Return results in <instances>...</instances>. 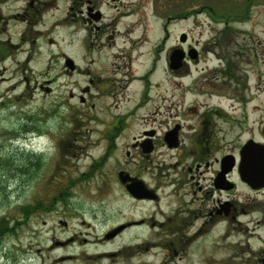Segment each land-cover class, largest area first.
Instances as JSON below:
<instances>
[{
	"label": "flooded vegetation",
	"instance_id": "1",
	"mask_svg": "<svg viewBox=\"0 0 264 264\" xmlns=\"http://www.w3.org/2000/svg\"><path fill=\"white\" fill-rule=\"evenodd\" d=\"M241 1L243 12L217 16L220 35L206 40V101L217 103L206 102L201 114L186 109L189 122H182L178 87H163V54L175 77L199 54L192 58L187 34L164 47L172 34L167 23L147 26L146 0H0V61L13 59L25 74L35 56H61V67L76 75L74 130L84 127L99 151L91 169L112 161L108 174L121 195L157 209L141 221L108 224L96 237L100 246L146 226L161 257L140 264H264V0ZM154 4L160 11L161 0ZM60 27L76 36L74 59L57 39ZM164 149L175 161L159 159ZM163 199H173L170 212ZM112 218L93 219L102 226ZM137 245L139 254L148 251L140 242L119 254L133 255Z\"/></svg>",
	"mask_w": 264,
	"mask_h": 264
},
{
	"label": "rangeland",
	"instance_id": "2",
	"mask_svg": "<svg viewBox=\"0 0 264 264\" xmlns=\"http://www.w3.org/2000/svg\"><path fill=\"white\" fill-rule=\"evenodd\" d=\"M233 1L232 4L229 0H161L160 11L154 12V0H146L147 26L158 28L159 22L163 26L167 23L172 34L164 47L174 43V36L180 39L187 34L188 43L195 49L194 56L199 54V61L189 65V71L179 77L166 71L163 54V87H170L171 83L178 87L174 101L181 102L179 119L182 122H189L186 109H193L190 114H201L206 111V102L217 103V99L206 101V40L213 32L220 35L224 25L217 16L233 7L243 12L242 1ZM56 36L68 57L74 59L75 34L60 27ZM179 44L182 43L179 41ZM60 58L52 53L35 56L33 71L25 74L12 63L13 59L0 61V264L158 261L159 249L148 244L152 237L150 227H132L109 246L96 242L97 235L108 224L141 221L157 209L121 195L108 174L112 161L104 170L91 169L99 151L91 144L93 138L84 133V127L74 130L77 111L70 94L75 91L76 75L69 68L65 71L61 67ZM49 61L50 65L46 66ZM41 84L50 87L51 92L39 89ZM245 139L244 135L242 140ZM162 151L160 160L175 161L176 157L170 159L173 152ZM160 170L167 174L166 168ZM160 170L155 172L156 176ZM149 175L146 178L151 181ZM101 188L111 194L100 196ZM170 202L163 199L161 208L170 212ZM97 214L113 218L102 226L95 225L93 218ZM140 242L148 251L142 249L139 254L142 246L137 245L133 255L119 254L127 245Z\"/></svg>",
	"mask_w": 264,
	"mask_h": 264
},
{
	"label": "water",
	"instance_id": "3",
	"mask_svg": "<svg viewBox=\"0 0 264 264\" xmlns=\"http://www.w3.org/2000/svg\"><path fill=\"white\" fill-rule=\"evenodd\" d=\"M183 38V40H185L184 38L185 37H182ZM195 57V56H194ZM179 63H181V53L179 52V55H177L175 58H174V60H173V65L175 66V65H177V66H179ZM70 68H72L71 66H70Z\"/></svg>",
	"mask_w": 264,
	"mask_h": 264
}]
</instances>
